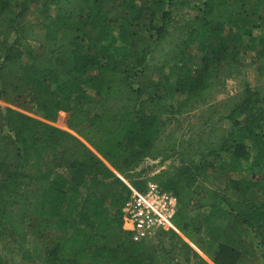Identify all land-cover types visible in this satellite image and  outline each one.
I'll return each instance as SVG.
<instances>
[{"label": "trees", "instance_id": "1", "mask_svg": "<svg viewBox=\"0 0 264 264\" xmlns=\"http://www.w3.org/2000/svg\"><path fill=\"white\" fill-rule=\"evenodd\" d=\"M167 5L0 0L1 250L41 264H209L188 243L220 212L256 246L201 247L213 264H255L264 88H244L229 125L177 138L171 123L209 104L243 58L264 73V0H200L180 17ZM146 159L172 162L147 175ZM149 179L177 197L172 228L188 243L172 230L131 240L122 207Z\"/></svg>", "mask_w": 264, "mask_h": 264}, {"label": "rangeland", "instance_id": "2", "mask_svg": "<svg viewBox=\"0 0 264 264\" xmlns=\"http://www.w3.org/2000/svg\"><path fill=\"white\" fill-rule=\"evenodd\" d=\"M167 8L173 11L175 16H185L192 13L194 10V5L197 1L200 0H166ZM33 21L32 18L27 20L28 23ZM262 35L261 31L258 30ZM32 46L35 44L30 42ZM245 87L250 89H261L264 88V73H259L255 70L254 67L249 65V62L246 58L241 60V63L237 66H232L229 70V74L223 77V82L219 85L212 86L211 94L212 100L209 104L201 107L197 110L185 114V116L178 119L174 117L172 120L171 126L173 129V134L177 138H185L189 135L197 136L201 134L205 127L211 123L216 122L217 124L229 125L228 113L231 110L232 106L239 100L241 97L242 91ZM172 160L168 159L163 162H150L146 159L142 165L150 167L147 170V175L155 171V169L167 167L171 165ZM242 175H248V170L243 168L240 172ZM172 230L176 235L183 241H185L172 227L165 229L164 231ZM163 231V230H162ZM200 237L198 240L202 243V247H207L208 250H212L214 243L216 241L222 242H236L237 239H246L247 242L252 243L253 239L246 233V231L239 227L238 225L234 226L232 221L224 216L222 213L218 212L212 214L209 220L200 225ZM187 242V241H185ZM164 243L170 247V245L178 246V241L174 238L165 236ZM188 243V242H187ZM191 249L197 253L201 258L207 261L209 264H213L210 254L205 251L201 246L196 243H188ZM253 244V243H252ZM256 246L255 244H253ZM192 251V252H193ZM256 259L255 264H264V249L262 247H256ZM192 252L190 253L192 259ZM0 255L6 256L10 259L11 263H25L26 261H21V259L14 253L7 250L0 249ZM194 259V258H193ZM192 259V261H194ZM29 264H41L40 262H26Z\"/></svg>", "mask_w": 264, "mask_h": 264}, {"label": "built area", "instance_id": "3", "mask_svg": "<svg viewBox=\"0 0 264 264\" xmlns=\"http://www.w3.org/2000/svg\"><path fill=\"white\" fill-rule=\"evenodd\" d=\"M129 187L131 193L122 207V215L131 224V240L152 239L158 231L172 227V218L178 210L174 193L161 188L151 179L146 181L142 190Z\"/></svg>", "mask_w": 264, "mask_h": 264}]
</instances>
